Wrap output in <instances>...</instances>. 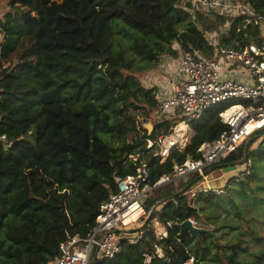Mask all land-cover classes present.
Instances as JSON below:
<instances>
[{
	"label": "trees",
	"instance_id": "trees-1",
	"mask_svg": "<svg viewBox=\"0 0 264 264\" xmlns=\"http://www.w3.org/2000/svg\"><path fill=\"white\" fill-rule=\"evenodd\" d=\"M178 1L0 0L7 7L0 15V264H53L68 237L91 233L100 205L117 192V180L136 175L142 163L153 188L144 202L147 215L160 204L145 228L155 220L168 237L147 232L96 264H248L246 257L255 253L252 264H264V237L256 230L264 217L263 148L249 146L243 163H251L249 170L221 194L186 195L202 180L199 175L179 187L157 186L175 164L200 158L202 144L229 131L220 119L229 105L214 106L192 122L195 134L185 151H173L161 164L147 140L169 134L175 119L156 123L151 134L142 126L139 115L150 118L158 101L140 77L163 57L178 58L175 46L212 58L205 32L229 21L220 46L261 44V27L247 24L245 16L183 9ZM244 2L264 18V0ZM53 107L60 110L56 120L49 114ZM73 128L77 135L86 129V152L73 147ZM245 145L218 165L242 161ZM215 207L227 214L225 227L232 233L219 236L218 223L211 229ZM188 219L214 236L182 232L179 225ZM155 245L163 254L147 261Z\"/></svg>",
	"mask_w": 264,
	"mask_h": 264
},
{
	"label": "built area",
	"instance_id": "built-area-1",
	"mask_svg": "<svg viewBox=\"0 0 264 264\" xmlns=\"http://www.w3.org/2000/svg\"><path fill=\"white\" fill-rule=\"evenodd\" d=\"M188 5L193 6V11L206 14L213 12L223 16L224 11L225 18L245 16L247 24L261 27V44L237 48L210 43L214 47L212 58L180 51L175 46L174 49L179 50L178 58L166 56L164 70L140 77L144 87L157 91L158 101V108L150 118L139 115L142 126L148 130L146 127L151 124L154 129L156 123L175 119L169 134L147 140V148L161 164L168 161L173 151L183 152L187 148L190 143L188 123L200 120L214 106L229 105L220 113L221 122L229 131L217 141L202 144L198 150L200 158L175 164L173 172L162 177L158 187L178 183L192 175L207 181L214 166L236 153L254 136L262 138L261 148L264 149V18L244 0L178 1L180 8L186 9ZM183 124L188 127L187 132L180 131ZM137 128L142 134L141 126ZM129 160L137 161L138 157L129 156ZM149 179V168L143 163L136 175L118 179L117 192L100 205L91 233L87 237H68L60 245V256L53 264H92L94 259L96 263L102 262L119 255L124 244L140 242L143 237H130L128 233L147 214L144 202L153 191ZM188 192L191 191L185 193ZM159 237L167 238V231L161 232ZM152 248L147 261L163 254L161 247Z\"/></svg>",
	"mask_w": 264,
	"mask_h": 264
},
{
	"label": "rangeland",
	"instance_id": "rangeland-1",
	"mask_svg": "<svg viewBox=\"0 0 264 264\" xmlns=\"http://www.w3.org/2000/svg\"><path fill=\"white\" fill-rule=\"evenodd\" d=\"M223 10V9H222ZM7 11V7L5 5L4 2H0V15L4 14ZM221 14L223 16H226V13H224V11L221 12ZM230 29V21L227 22L224 25L218 26L215 30H210L209 32H205V35L209 41V43L213 44L215 46V44H219L220 45V41H219V37L224 34V35H228ZM124 42H127V40L125 38H123ZM165 57L162 58V60ZM166 60V59H165ZM167 64V60L165 61ZM163 61V63H165ZM163 63L160 64V66L158 65V70L157 71H150V72H146L144 76L146 75H150L149 73L155 72L154 74H159V72H161L162 70H164V67L166 66V64L163 65ZM237 103H241V101H236ZM49 114L51 116V118H53L54 120H56V117L60 115V110L57 107H53L49 109ZM79 125H77L78 127H80V123H77ZM188 125L190 126V132L187 135L188 138L191 141V138L194 136L195 132L191 126V124L188 123ZM84 128V127H83ZM77 131H74V128L72 130V139L73 143H75L73 146L74 148H78V151H83L86 152L87 150V143L89 142V140L87 139V131L86 129H83L82 131H80V134H76ZM249 146L251 145V151H258L261 148V144H262V138L261 137H257L254 136L251 139H249L248 141ZM63 149V147H62ZM257 149V150H255ZM81 153V152H80ZM99 161L103 160L104 157L103 155L99 156ZM251 163H249L248 165L243 164V165H238V166H226L225 164H221L218 165L216 167H214L211 170V175L209 176L208 180L206 181L205 179L202 178V180L197 183L195 185L196 188H192L190 191L186 193V195H192L195 193V195L198 192H209V191H214L216 190L217 193L221 194L224 186H226V184L233 178H237L240 177L242 175L243 172H245L246 170H249ZM190 178L187 179H183L182 181H179L178 183H173L170 186L173 187H179L182 184H185ZM1 182V181H0ZM147 199V198H146ZM145 199V200H146ZM216 212V215L218 217V219L212 218V221H208L210 222L211 225V229H216V225L214 223H218L221 226V230L218 233L219 236H222L221 232H228V233H232L233 231L230 229V227H225L226 222L227 221V214L225 212H223V210L218 209V207L214 208ZM151 215V214H150ZM150 215L145 216V218L139 222L138 224H136L135 226L131 227L129 229V233L128 236H140L141 238L144 237L146 235L147 232H153L154 234L157 235L158 238L159 234H161V232H164V228L155 220L152 222V225L149 228H145L147 222L150 220ZM204 219L207 220L208 217H206V215H203ZM196 223V222H195ZM196 225L198 226V224L196 223ZM258 233L261 237H264V217L261 218L259 220L258 223H256ZM243 231V230H242ZM239 237H242L244 240H248L251 241V246L255 247L257 245V242L254 241V239L247 234L246 232H241V234L238 235ZM262 247L258 248V252H261ZM145 251V250H144ZM256 256H251V257H246L248 259V264H252L258 257L259 254L255 253ZM192 262V261H191Z\"/></svg>",
	"mask_w": 264,
	"mask_h": 264
},
{
	"label": "water",
	"instance_id": "water-1",
	"mask_svg": "<svg viewBox=\"0 0 264 264\" xmlns=\"http://www.w3.org/2000/svg\"><path fill=\"white\" fill-rule=\"evenodd\" d=\"M146 128L149 130L150 134L153 132V126L151 124H149ZM248 149H249V143L247 142L246 145H245V157H244V159L242 161L237 163L235 166L242 165L246 161ZM159 205H157L153 209V211H152V213L150 215V219H151L153 213L155 212V210L158 208ZM179 229L182 232L189 233L191 235V237H193V238L200 237L202 234H209V235H213L214 236V234H213V232L211 230H207V229L198 227L196 225V223L193 220H191V219H188V220L184 221L183 223H181L179 225ZM92 264H96V260L95 259L92 261Z\"/></svg>",
	"mask_w": 264,
	"mask_h": 264
},
{
	"label": "bare ground",
	"instance_id": "bare-ground-1",
	"mask_svg": "<svg viewBox=\"0 0 264 264\" xmlns=\"http://www.w3.org/2000/svg\"><path fill=\"white\" fill-rule=\"evenodd\" d=\"M182 132H187L188 131V127L186 125H181V130Z\"/></svg>",
	"mask_w": 264,
	"mask_h": 264
},
{
	"label": "crops",
	"instance_id": "crops-1",
	"mask_svg": "<svg viewBox=\"0 0 264 264\" xmlns=\"http://www.w3.org/2000/svg\"><path fill=\"white\" fill-rule=\"evenodd\" d=\"M167 57H165L163 60L161 59V62H160V64L161 63H163V61L165 62L167 59H166ZM166 59V60H165ZM160 64H159V66H160ZM164 64V63H163ZM162 65V64H161ZM158 66L153 70V71H157L158 69ZM143 75H145V73L143 74Z\"/></svg>",
	"mask_w": 264,
	"mask_h": 264
}]
</instances>
